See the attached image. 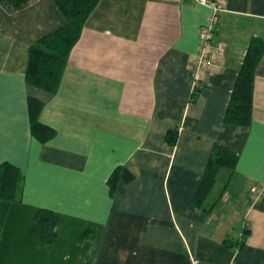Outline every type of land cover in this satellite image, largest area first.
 Returning <instances> with one entry per match:
<instances>
[{
  "label": "crops",
  "instance_id": "0c3cea01",
  "mask_svg": "<svg viewBox=\"0 0 264 264\" xmlns=\"http://www.w3.org/2000/svg\"><path fill=\"white\" fill-rule=\"evenodd\" d=\"M216 1L220 73L191 71L212 3L101 0L55 95L25 75L32 45L65 24L61 10L54 0L15 13L0 4V165L24 174L21 200L0 199V264H264V57L252 122L224 121L247 47L264 41V0ZM28 97L45 103L41 121L56 130L46 144L31 135ZM216 145L238 161L207 214L193 198ZM121 167L133 181L112 193ZM43 209L58 217L50 245L33 235Z\"/></svg>",
  "mask_w": 264,
  "mask_h": 264
},
{
  "label": "trees",
  "instance_id": "16d2710c",
  "mask_svg": "<svg viewBox=\"0 0 264 264\" xmlns=\"http://www.w3.org/2000/svg\"><path fill=\"white\" fill-rule=\"evenodd\" d=\"M36 0H0V4L9 13H15L32 5ZM101 0H54L56 6L64 16L65 24L58 30L49 33L32 45L29 51V60L25 81L33 88L40 89L48 94L55 95L61 87L63 76L69 62L72 49L81 37V31ZM215 24L214 34L217 32ZM243 58V64L239 70L236 84L231 93V99L224 115L227 124L246 126L252 122L253 90L256 69L264 57V41L255 37ZM194 89L191 101H195L198 95ZM28 115L31 135L39 142L46 144L56 135L53 127L45 125L41 121V113L45 107L40 99L28 97ZM168 144L176 145L178 129L167 131ZM238 161V155L227 146L216 145L207 163L203 179L199 185L193 200L197 206L202 207L207 214L211 213L219 198L225 193L230 180L233 177ZM221 180V181H220ZM108 181L109 190L115 193L122 182L133 181V174L127 168H116ZM218 181L219 193L215 201L204 205L207 198L214 191ZM24 174L19 168L6 162L0 165V199L17 203L22 198ZM208 202V201H207ZM33 235L42 245H50L55 242L57 236L58 217L49 209L39 210L35 217ZM242 239L236 243L237 247L244 245L249 234L244 231ZM227 245L233 246V241H226Z\"/></svg>",
  "mask_w": 264,
  "mask_h": 264
},
{
  "label": "built area",
  "instance_id": "2783aa9c",
  "mask_svg": "<svg viewBox=\"0 0 264 264\" xmlns=\"http://www.w3.org/2000/svg\"><path fill=\"white\" fill-rule=\"evenodd\" d=\"M203 5H210L212 13L207 22L201 26L200 45L197 56L191 61V71L198 78V72L205 70L208 73H220L225 55V44L214 38L215 24L218 22V12L222 9V4L216 0H194ZM255 191V188L253 189Z\"/></svg>",
  "mask_w": 264,
  "mask_h": 264
},
{
  "label": "rangeland",
  "instance_id": "374dc122",
  "mask_svg": "<svg viewBox=\"0 0 264 264\" xmlns=\"http://www.w3.org/2000/svg\"><path fill=\"white\" fill-rule=\"evenodd\" d=\"M221 181V180H220ZM220 181H218V183L216 184V186H215V188H216V190H215V192H217L218 190H219V186L221 185V182Z\"/></svg>",
  "mask_w": 264,
  "mask_h": 264
}]
</instances>
